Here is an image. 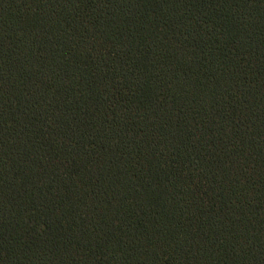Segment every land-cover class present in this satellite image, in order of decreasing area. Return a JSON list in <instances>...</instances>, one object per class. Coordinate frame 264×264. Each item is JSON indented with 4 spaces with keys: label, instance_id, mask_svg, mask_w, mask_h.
Wrapping results in <instances>:
<instances>
[{
    "label": "trees",
    "instance_id": "16d2710c",
    "mask_svg": "<svg viewBox=\"0 0 264 264\" xmlns=\"http://www.w3.org/2000/svg\"><path fill=\"white\" fill-rule=\"evenodd\" d=\"M0 264H264V0H0Z\"/></svg>",
    "mask_w": 264,
    "mask_h": 264
}]
</instances>
